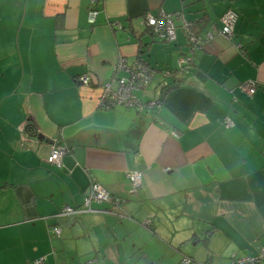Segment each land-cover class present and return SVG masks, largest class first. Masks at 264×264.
I'll use <instances>...</instances> for the list:
<instances>
[{"label":"crops","instance_id":"0c3cea01","mask_svg":"<svg viewBox=\"0 0 264 264\" xmlns=\"http://www.w3.org/2000/svg\"><path fill=\"white\" fill-rule=\"evenodd\" d=\"M145 14L171 15L174 36H154ZM183 19L201 37L192 52ZM139 57L154 73L138 95L158 101L100 106L117 60ZM92 180L119 205L57 214ZM263 243L264 0H0V264H231Z\"/></svg>","mask_w":264,"mask_h":264},{"label":"built area","instance_id":"2783aa9c","mask_svg":"<svg viewBox=\"0 0 264 264\" xmlns=\"http://www.w3.org/2000/svg\"><path fill=\"white\" fill-rule=\"evenodd\" d=\"M95 15L96 9L91 6L88 10V19L90 22L94 21ZM237 16L238 13L232 7L226 8L220 16V25L217 27L216 32L225 38H230L233 34ZM143 22L152 26L154 31H156L159 36H166V38L174 36V21L171 15H161L159 17L152 14H145ZM115 23L117 24L118 21ZM182 27L189 35L188 37L191 42L189 46L190 50L201 47V37L192 33L191 21L183 19ZM212 36L213 33L210 31H208L205 35L207 39ZM186 59L187 58L180 57L178 60V66L182 67V65L186 63ZM120 69H124L125 73H119ZM153 73V69L139 60H135L128 64L122 58L117 60L110 77L101 83V91L98 97L99 105L103 108L123 106L136 109H143L145 107L152 106L156 100L152 99L144 101L139 97L138 90L149 84ZM78 78L84 83H87L90 80V76L86 72L81 73ZM258 85L257 80L246 79L241 81L237 87L246 93L251 94L255 91ZM224 123L226 126H229L232 124V121L229 117H225ZM66 151V145L61 143L56 144L47 155L46 160L60 165L62 156ZM126 176L134 188L141 184L142 174L140 171L135 169L127 170ZM87 192L88 193L85 194L81 205L73 206L70 204H64L60 207L57 214H77L87 210H92L91 203L93 201L110 202L114 204V206H117L120 203L119 197L110 193L103 185L95 180L90 182ZM49 230L57 236L60 233V229L56 226L50 227ZM232 256L235 255L232 254ZM182 261L187 264L190 262V259L188 257H184ZM36 263H40V260H37ZM231 264H264V243L257 248L253 255H246L237 259L234 258Z\"/></svg>","mask_w":264,"mask_h":264},{"label":"trees","instance_id":"16d2710c","mask_svg":"<svg viewBox=\"0 0 264 264\" xmlns=\"http://www.w3.org/2000/svg\"><path fill=\"white\" fill-rule=\"evenodd\" d=\"M234 9V8H233ZM235 10V9H234ZM236 12H237V10H235ZM238 13V12H237ZM173 18V17H172ZM237 18H238V16H237ZM188 20V19H187ZM190 21V20H189ZM143 22V21H142ZM192 23H191V26L193 25L194 26V24H193V21H191ZM144 23V22H143ZM236 23V22H235ZM144 25H145V28H147L154 36H158V37H160L159 39H161V40H164V39H166V36H159L158 35V33L156 32V31H154V29H153V27L152 26H149V25H147V24H145L144 23ZM191 31H192V29H191ZM184 32H185V34H186V38H187V42H186V44L188 45V47L190 46V44H191V42H190V40H189V35H188V33H187V31L184 29ZM192 33L193 34H195L193 31H192ZM196 35V34H195ZM232 36V35H231ZM190 49V48H189ZM194 50V49H193ZM192 49L190 50L191 52L193 51ZM185 54V53H184ZM186 55V54H185ZM187 56H189V55H187ZM190 57V56H189ZM137 60H139V61H141V62H143L144 64H146V65H148L151 69H153L144 59H142L141 57H139V58H137ZM79 80V79H78ZM80 81V80H79ZM176 85V82H172V83H164L163 85H162V89H163V91L165 92V91H167L169 88H171V87H174ZM156 101H158V100H156ZM26 128H27V130H33L34 129V127H33V125L31 124V123H27V126H26Z\"/></svg>","mask_w":264,"mask_h":264},{"label":"rangeland","instance_id":"374dc122","mask_svg":"<svg viewBox=\"0 0 264 264\" xmlns=\"http://www.w3.org/2000/svg\"><path fill=\"white\" fill-rule=\"evenodd\" d=\"M83 83H84V82H83ZM25 129H26V126H25ZM21 138L24 139L23 135L21 136ZM87 193H88V192H87ZM52 227H53V226H52ZM38 260H40V262H41L42 259H38ZM36 261H37V260H36Z\"/></svg>","mask_w":264,"mask_h":264},{"label":"bare ground","instance_id":"6f19581e","mask_svg":"<svg viewBox=\"0 0 264 264\" xmlns=\"http://www.w3.org/2000/svg\"><path fill=\"white\" fill-rule=\"evenodd\" d=\"M93 202H102V201H93ZM55 236H57V235H55Z\"/></svg>","mask_w":264,"mask_h":264},{"label":"water","instance_id":"95a60500","mask_svg":"<svg viewBox=\"0 0 264 264\" xmlns=\"http://www.w3.org/2000/svg\"><path fill=\"white\" fill-rule=\"evenodd\" d=\"M189 258V257H188ZM190 259V258H189ZM190 261H191V259H190Z\"/></svg>","mask_w":264,"mask_h":264}]
</instances>
